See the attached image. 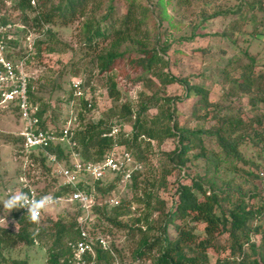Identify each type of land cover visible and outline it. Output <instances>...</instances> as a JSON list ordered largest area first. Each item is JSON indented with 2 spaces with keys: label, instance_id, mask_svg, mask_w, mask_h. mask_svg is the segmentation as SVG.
<instances>
[{
  "label": "trees",
  "instance_id": "1",
  "mask_svg": "<svg viewBox=\"0 0 264 264\" xmlns=\"http://www.w3.org/2000/svg\"><path fill=\"white\" fill-rule=\"evenodd\" d=\"M31 1L34 5H31ZM106 1V11L99 16L97 12L103 2L101 0H16L15 3L21 9L36 10L33 21L37 25L39 22L50 25L66 24L79 19L80 43L87 51L92 52L90 53L93 54L92 61L99 73L108 74L109 96L118 98L116 87L118 78L130 83L141 82L151 91L150 94L145 91L139 92L136 102L123 103L118 112L114 108L108 110L107 118L119 113L123 116L122 119L131 121L132 128L128 133L120 132L118 136L109 135L110 122L104 119L76 128L72 136L76 143L73 149L81 161H99L112 146L118 144L124 146V150L129 151L136 162H145L147 153L154 147L159 148L166 140L177 138L173 149L161 153L163 160L159 163L157 175L152 173L145 183L141 184L142 187L138 184L143 172L142 167L131 172L126 185L138 190L139 193L134 200L142 204L132 224L122 220L121 216L126 211V206L130 205L129 202L120 201L110 206L109 211L105 206L95 203L91 207L92 219L89 221L91 228L101 226L105 221L111 227L125 228L132 237L137 235L131 253L134 259L147 257L151 264H264V204L255 200L258 197L257 184L252 181L260 178L264 182V176L259 177L258 173L247 170L246 180L251 183L241 189L232 181H226L223 186L215 185V180L212 179L207 182L192 176L189 182L184 180L177 182L174 190L176 199L170 208H166L164 199L156 194L158 189L168 188L169 183L165 177L170 174L171 169H183L182 177L189 176V172H185V167L191 158L188 155L191 149H198L197 153H193L194 157H205L208 149L205 147L203 136L212 138L217 150L224 153L219 161L213 164L214 171L225 160L222 158L249 162L239 151L242 139H249L258 152H264L262 112L259 111L253 117L244 119L241 108L235 106L232 99L229 100L230 102L210 101L209 91L202 84L164 72L163 68L168 66L169 43L163 41L157 45L151 38L150 31L148 32L146 27L151 18L150 7L140 0H123L126 10L119 19L114 12L115 0ZM173 1L179 7H188L195 2L208 4L220 0ZM3 2L4 0H0V4ZM230 10L232 9L221 10V13L227 14ZM252 10L258 11V8ZM233 11L238 12V9ZM262 12L264 13V8ZM213 14L220 12L216 11ZM237 25H240L238 21L231 22L224 27L225 31L222 34L231 32ZM156 36L158 37L157 34ZM46 39L44 42L47 49L55 51L58 40L51 30H48ZM254 40L264 46V27L257 29ZM41 42L38 41V44ZM243 52L246 60L236 57L232 67L234 70L240 69L241 73L234 77L231 76L230 71L225 70L223 81L229 83L230 96L239 99L243 94H250L249 104L253 105L254 109L257 108V102L264 107V69L256 73L254 70L261 64L257 54L249 53L248 50ZM123 58L125 61L122 63L118 61ZM173 82L181 84L183 95L158 94L160 84L167 85ZM28 94L31 100L37 99L36 93L30 88ZM184 98H194V101L192 114L185 119V124L180 125L177 121L175 103ZM81 102L86 108L88 102L83 99ZM151 107L156 110L154 114L148 113ZM34 115L38 117L39 125L44 128L41 109L34 112ZM192 119H195V124L188 126ZM208 120H213V123L205 127ZM56 133L59 131L56 130ZM14 140L23 141L22 138H14ZM47 149L49 152H54L60 162L65 160V163L69 154L74 152L61 143L51 145ZM27 157L32 164H38L43 171H49V162L42 149L31 148L27 152ZM211 162L213 159H210L209 163ZM232 168L237 170L235 165ZM241 171L245 170L241 169ZM120 178L121 174L118 173L112 175L108 181L102 179L86 183L81 176L78 183L87 192H95L98 196L99 193L109 194L115 185L119 184ZM69 190V186L59 184L53 194L60 195ZM76 207L77 213L68 223L48 220L51 223L50 229H54L53 234L51 232L47 234L49 226L30 223L26 215H20V209L13 210V218L17 219L18 227L16 230L0 227V246H10L18 242L32 244L46 236L54 235L53 245L57 246L49 250L46 264H73L70 262L72 256L70 242H75L81 237L76 220L80 211L77 204ZM197 224L202 225L205 235L202 238L195 231ZM170 228L173 235L170 233ZM255 234L259 235L257 240L253 237ZM221 235H225L223 243L218 240ZM209 245L216 251L220 250L222 254L212 263L207 255ZM110 247L117 255L116 248L113 245ZM83 260L84 262L79 264H113L114 257L109 250L103 249L100 243L95 241L93 255L86 252ZM0 262L8 264L3 256L0 257ZM11 264H27V262L14 260Z\"/></svg>",
  "mask_w": 264,
  "mask_h": 264
},
{
  "label": "rangeland",
  "instance_id": "2",
  "mask_svg": "<svg viewBox=\"0 0 264 264\" xmlns=\"http://www.w3.org/2000/svg\"><path fill=\"white\" fill-rule=\"evenodd\" d=\"M101 1L103 2L97 12L98 16L106 11L107 1ZM140 1L146 3L151 9V18L147 26L145 25L148 32L150 31L151 38L157 45L163 41L169 43L168 66L163 68L164 72L171 73L177 78L185 77L190 82L202 84L209 91L210 101L230 102L229 100L232 99L233 104L241 108V115L244 119L253 117L261 111L264 123V107L261 103L257 102V108L254 109L253 105L249 104L250 94H243L239 99L230 96L228 94L229 83L223 81L225 70L230 71L231 76L234 77L241 73L240 69L234 70L232 67L236 57L243 61L246 60L243 50L257 54L260 59L259 63H264V46L254 40L257 29L264 27L262 24L264 22V13L262 12L264 0H220L208 4L195 2L188 7H179L173 0ZM15 3L16 0H4L3 4H0V53L5 61L14 67L19 60L23 59V72L28 77V91L30 88L36 93L35 98L37 97L33 101L27 94L30 107L34 112L41 109L44 128L54 132L64 129L73 132L76 128L104 119V121L110 122V132L113 133L109 132V135L116 134L118 136L120 132L128 133L132 128L131 121L122 119L123 116L119 113L107 118L108 110L114 108L118 112L123 103L128 101L133 104L134 101L136 102L139 92L145 91L150 94L151 91L146 89L141 82L130 83L118 78L116 84L118 98L109 96L108 74L99 73L92 61L93 54H90L92 52L87 51L80 43L79 19H74L66 24L50 25L39 22L37 25L33 21V16L37 11H31L29 8L21 9ZM114 3V12L120 19L125 13L126 4L123 0H115ZM31 5H34L33 1H31ZM252 8H258V11L252 10ZM225 9L232 10L227 14L221 13V10ZM235 9H238V12H234ZM216 11H219L220 14H213ZM233 21H238L240 25L233 27L231 32L222 34L225 31L224 27ZM256 24L260 26H255ZM48 30H51L58 40V43L55 44V51H49L44 42L47 40ZM38 41L42 42L38 44ZM118 61L122 63L125 59ZM261 64L257 65L254 70L256 73L260 69H264V65ZM10 84L13 85V82ZM7 87L0 85V200L6 198L10 192L17 191L23 182L36 187L41 192L52 194L61 184L62 178L53 171L49 164V171H43L38 164H32L27 157V152L30 149L23 146V141L14 140V138H22L20 132L24 121L16 101L12 99L4 101L1 92L9 90ZM159 89V95H183V88L178 82L167 85L160 84ZM82 99L88 102L86 108L82 106ZM193 101L194 98H184L175 103L177 121L180 125L185 124V119L192 114ZM155 112L153 107L148 110L149 114ZM212 123L213 120H208L205 127H209ZM194 124L195 119H192L188 126ZM114 129L115 131H113ZM203 139L205 147L208 149L206 158L203 156L194 157L193 153H197L198 149H191L188 152L191 158L185 167L187 169L185 172L188 171L189 176L182 177L183 169H171L170 174L165 177L169 183L168 188L157 190L156 194L164 199L166 208H170L176 199L174 190L177 187V182L183 180L189 182L192 176L202 178L207 182L211 179L215 180V185L224 186L226 181H232L240 189L248 187L251 183L246 180L247 170L258 173L259 177L264 176V152H258L249 139H242L239 145V151L249 162L222 158L225 160L218 165L215 171L213 164L219 161L224 153L217 150L212 138L203 136ZM72 141L75 140L72 139ZM72 141L69 143L63 139L57 144H65L72 149L71 152L74 151L72 153L77 154L73 149L76 143L73 145ZM176 142L177 138L166 140L159 148L154 147L147 153L145 162H139L143 171L138 180L139 187H142L141 184L145 183L152 173L157 175L159 163L163 160L161 153L173 149ZM123 147L116 144L112 146V149L122 153L127 151ZM72 153L69 154L67 163L65 160L61 163L68 165L74 160L81 161L78 155ZM129 154L131 155L130 152ZM131 158L133 159L132 155ZM210 159H213V162L209 163ZM233 165L237 170L232 168ZM241 169L245 171L242 172ZM84 175L81 174L82 179L86 183H90L91 177ZM111 178L112 175L106 174L103 180L108 181ZM252 181L257 184L258 197L255 200L264 204V187L262 186L264 182L260 178ZM126 182L120 183L119 181V184L115 185L109 194L99 193L97 196L95 192H92V195L96 205H103L108 211L110 206L116 205L114 201L117 203L120 201L121 203L129 202L130 205L126 206V211L121 216L122 220L132 224L133 218L138 215L142 204L134 200V197H137L139 193L138 190L129 187ZM76 209L74 202L56 201L53 207L43 212L37 225L49 226L47 234L50 232L53 234L54 229H50L51 223L48 220H61L68 223L72 218L74 219L73 216L77 213ZM4 215L6 213H3V206L0 205V216ZM4 218L7 228L17 229L18 222L13 218V211ZM102 223L103 225L93 228L88 223L92 247L95 237L99 236L110 246L113 245L116 248L118 264H151L147 257L134 259L131 253L134 242L137 241V235L132 237L125 228L111 227L105 221ZM197 225L195 231L202 238L205 236L202 225ZM0 227L3 226L0 225ZM170 233L173 235L171 228ZM253 237L257 240L259 235L255 234ZM224 238L225 235H221L218 239L219 242L223 243ZM54 240L55 236L53 235L46 236L32 244L18 242L10 246H0V257L3 256L7 259L8 264L14 260H25L27 264H46L49 250L57 246L53 245ZM207 255L212 263L222 254L220 250L216 251L213 246L209 245ZM0 264L3 263L0 262Z\"/></svg>",
  "mask_w": 264,
  "mask_h": 264
},
{
  "label": "built area",
  "instance_id": "3",
  "mask_svg": "<svg viewBox=\"0 0 264 264\" xmlns=\"http://www.w3.org/2000/svg\"><path fill=\"white\" fill-rule=\"evenodd\" d=\"M13 82V85L9 83ZM8 83V84H6ZM0 85L8 86L9 90H4L1 94L6 100H15L16 105L19 108L24 125L20 132L23 138V146L27 149L40 148L44 151L49 166L53 171L62 178V185H67L70 190L67 193L54 195L39 191L36 187L23 182L18 190H23L30 196H34L39 199L43 195H52L56 201H68L77 204L80 214L76 220L80 231V239L75 242H70L71 246V259L73 264L83 263V255L86 252L93 254V247L91 245V239L89 237L88 223L92 219L91 207L95 204L93 195L91 192H87L85 189L79 186L81 180V174L89 175L93 180H102L106 174L116 175L121 174L120 183L129 181L131 172L138 170L141 165L131 158V155L127 151L118 153L114 148H110L99 161H80L74 160L71 164H62L54 152H49L47 149L51 145H56L58 142L65 139L70 143L72 141L73 132H69L67 129L56 131H50L47 128H43L39 125V119L34 115V111L31 110L30 102L28 98V77L23 72V59L18 61V64L14 65L5 61L0 53ZM14 86V87H12ZM115 131V129L113 130ZM110 133H113L112 131ZM74 145V141H72ZM77 155L76 153H72ZM84 175V176H85ZM83 176V175H82ZM117 204V201H114ZM26 215V209H20V215ZM95 241H98L103 249L109 250L114 257V264H118L117 257L102 237H95Z\"/></svg>",
  "mask_w": 264,
  "mask_h": 264
},
{
  "label": "clouds",
  "instance_id": "4",
  "mask_svg": "<svg viewBox=\"0 0 264 264\" xmlns=\"http://www.w3.org/2000/svg\"><path fill=\"white\" fill-rule=\"evenodd\" d=\"M56 204L55 197L52 195H43L39 199L30 196L22 189L10 192L6 198L0 200V205L3 206V213L6 215L0 216V225L7 227L4 217L10 212L17 209H26L27 217L30 223L39 224L43 212Z\"/></svg>",
  "mask_w": 264,
  "mask_h": 264
}]
</instances>
